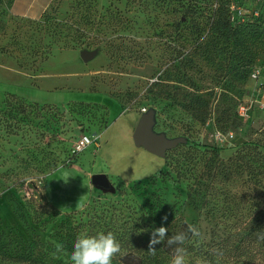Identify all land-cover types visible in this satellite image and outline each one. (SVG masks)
Masks as SVG:
<instances>
[{
    "label": "rangeland",
    "instance_id": "rangeland-1",
    "mask_svg": "<svg viewBox=\"0 0 264 264\" xmlns=\"http://www.w3.org/2000/svg\"><path fill=\"white\" fill-rule=\"evenodd\" d=\"M242 4L248 11L256 6ZM187 5L54 0L42 19L31 20L0 4L1 253L33 250L42 252L40 264H69L68 252L55 249L65 217L84 222L93 210L112 207L138 219L147 233L181 219L197 222L207 240L210 226L188 198L200 180L197 199L209 201L225 225L264 200V189L246 177L206 170L213 152L227 160L247 141L264 150V51L243 82L197 46L211 13L193 11L185 19ZM84 50L97 54L83 62ZM181 90L208 102L205 121L178 106L172 95ZM240 104L248 108L243 119L236 114ZM142 109L153 112L154 133L184 139L167 157L134 145ZM217 132L227 138L220 141ZM83 135L92 143L75 152ZM94 174H105L112 191L96 189Z\"/></svg>",
    "mask_w": 264,
    "mask_h": 264
},
{
    "label": "trees",
    "instance_id": "trees-1",
    "mask_svg": "<svg viewBox=\"0 0 264 264\" xmlns=\"http://www.w3.org/2000/svg\"><path fill=\"white\" fill-rule=\"evenodd\" d=\"M232 1L186 0L188 5L183 17L193 19V11L200 12L202 9L210 11L206 38L202 39L200 33L196 44L202 50H206L208 56L220 58V64L244 82L249 78L258 55L264 51V4L258 7L260 11L258 17L249 13L243 21H231ZM234 1L246 7L242 4V0ZM53 2L54 0L39 19L50 12ZM0 4H5L10 11L12 1L0 0ZM199 14L202 15V13ZM6 94L11 97L18 96L13 93ZM172 97H176L179 101L178 106L188 111L194 119L205 121L208 114V102L203 98L185 90L178 91L177 95ZM237 118L240 119L238 115ZM169 151L166 152V157ZM210 158L206 165L208 174L215 175L217 171L233 173L246 177L248 182L264 189V150L252 142L243 143L227 160H223L218 152L211 153ZM196 182L191 186L189 202L194 211L199 214L203 211L204 219L210 226V232L207 240L202 236V239L193 240L185 245L188 251L187 264H197L198 260L207 261L208 264H217V261L219 264H264V239L259 238V235L264 233V200L258 198V201L250 203L247 215H235L237 225H225L222 217L217 215V210L210 207L209 201L197 199L204 184L201 183L202 180L198 181L199 183ZM154 218L161 219L160 216ZM137 221L133 216H127L120 207H112L100 212L93 210L84 222H77L73 214L68 215L60 225L64 250L68 253L72 251L73 242L79 234L96 235L99 232L106 234L111 231L122 248V254L117 255L113 264H168L175 246L169 247L165 241L156 245L155 255L150 254L147 250L151 233L141 232L143 225ZM187 224L182 219L175 225L169 224L167 227L169 236L186 231ZM191 224H194L201 232L197 222ZM43 247V244L38 245L37 249L40 248L41 251ZM41 253L37 254L30 250L24 255L8 256L0 251V263L40 264L43 257ZM218 253L221 255L217 256Z\"/></svg>",
    "mask_w": 264,
    "mask_h": 264
},
{
    "label": "clouds",
    "instance_id": "clouds-1",
    "mask_svg": "<svg viewBox=\"0 0 264 264\" xmlns=\"http://www.w3.org/2000/svg\"><path fill=\"white\" fill-rule=\"evenodd\" d=\"M163 219L167 220V217ZM259 238L264 239V233H261ZM196 239H202V233L194 224L188 223L186 231L171 236L168 234V228L162 225L152 229L147 251L155 255L156 245L166 241L169 247L175 246L171 264H187L188 251L185 245ZM55 249L57 253L64 252V246L61 243H57ZM119 254H122L121 244L111 231L106 234L99 232L96 235L79 234L73 242L72 251L66 253L69 264H113ZM219 255L221 254L218 253L217 256ZM197 264H208V262L198 260Z\"/></svg>",
    "mask_w": 264,
    "mask_h": 264
},
{
    "label": "water",
    "instance_id": "water-1",
    "mask_svg": "<svg viewBox=\"0 0 264 264\" xmlns=\"http://www.w3.org/2000/svg\"><path fill=\"white\" fill-rule=\"evenodd\" d=\"M96 51H81L80 58L88 62L96 56ZM154 114L152 111L144 112L140 116L132 134L133 143L137 148H142L149 154L164 158L167 151L176 148L184 139H168L163 134L153 131ZM91 184L101 191H112L113 187L105 174H94L90 177Z\"/></svg>",
    "mask_w": 264,
    "mask_h": 264
},
{
    "label": "built area",
    "instance_id": "built-area-1",
    "mask_svg": "<svg viewBox=\"0 0 264 264\" xmlns=\"http://www.w3.org/2000/svg\"><path fill=\"white\" fill-rule=\"evenodd\" d=\"M256 6L253 10L248 11L246 8L242 7L241 5L237 4V1H232L230 4V13H231V21H243L246 14L251 13L253 16L258 17L260 15V11L258 9L260 4H264V0H255ZM259 72L255 70L253 72V77L257 78ZM142 113L146 112L145 109L141 110ZM248 114V108L245 105H238L237 108V115L240 119H243ZM231 136V135H229ZM216 137L220 141H224L227 138V135H223L220 132L216 133ZM92 139H90L87 135H83L79 138L75 146V152H81L85 150L89 145H91Z\"/></svg>",
    "mask_w": 264,
    "mask_h": 264
},
{
    "label": "crops",
    "instance_id": "crops-1",
    "mask_svg": "<svg viewBox=\"0 0 264 264\" xmlns=\"http://www.w3.org/2000/svg\"><path fill=\"white\" fill-rule=\"evenodd\" d=\"M10 13L14 16L36 20L50 6L52 0H41V5L36 6L39 0H11ZM40 3V1L38 2ZM39 7V8H38Z\"/></svg>",
    "mask_w": 264,
    "mask_h": 264
}]
</instances>
